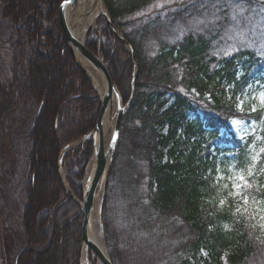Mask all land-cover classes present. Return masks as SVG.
<instances>
[{
	"label": "trees",
	"instance_id": "trees-1",
	"mask_svg": "<svg viewBox=\"0 0 264 264\" xmlns=\"http://www.w3.org/2000/svg\"><path fill=\"white\" fill-rule=\"evenodd\" d=\"M63 2L0 0L3 16L11 20L6 40L20 50L25 88L42 109L22 136L32 181L23 189L22 231L8 241V264H80L82 209L59 178L58 159L62 148L95 128L102 104L68 47L58 20ZM105 2L133 54L102 16L98 28L88 31L86 46L107 63L125 104L131 97L133 58L136 63L135 95L102 200L112 261L264 264V232L256 212L250 205V216L236 213L235 198L216 181L217 169L230 160L226 154L233 153L240 163L248 160L251 145L234 134L221 135L222 128L233 118L264 121V107L252 113L237 108L242 90L254 80L264 81L259 50L264 46V0ZM154 4L162 6L154 9ZM228 26L246 29L256 44L239 55H222L218 46ZM92 147L86 140L67 154L75 158L72 166H80L68 175L79 199V180ZM262 169L264 152L252 175H245L250 198H264ZM222 195L228 196L223 206ZM116 201L126 215L120 235L114 225Z\"/></svg>",
	"mask_w": 264,
	"mask_h": 264
},
{
	"label": "rangeland",
	"instance_id": "rangeland-1",
	"mask_svg": "<svg viewBox=\"0 0 264 264\" xmlns=\"http://www.w3.org/2000/svg\"><path fill=\"white\" fill-rule=\"evenodd\" d=\"M157 5L159 4H154L152 8L155 9L158 7ZM2 11L3 9L0 7V264H8V241L16 238L17 234H20L22 231L20 224V214L23 212V208L19 202V199L24 196L23 189L26 183L25 175L27 174L26 164L24 162L25 157L23 156V150L25 153L26 146L23 147L25 143L21 142L22 136L26 133L31 122L33 123L32 120L40 116L42 109L40 108L37 110L33 98L25 88L23 71L25 69L26 63L22 57L19 59L17 56L20 55V50H15L14 46H11L9 41L6 40L8 38L7 32L9 25L11 24V20L9 18H5ZM96 23L97 21H95L93 25H96ZM195 23L196 22L192 23L193 28H196L198 25ZM225 31V45L222 47V51L226 55H230L232 52L238 51L239 49L246 50V41L249 45L256 44V40L249 38L247 35L248 31H246V29L239 30L237 28L228 26ZM262 47L264 48L263 45L259 46V50L260 53L264 55ZM243 61H246V57L243 59ZM243 72L244 70L242 67L239 74L242 75ZM249 85H251L250 89L248 87ZM249 85L240 96V98L244 101L243 109H251L253 105H255L256 109L264 107V105H261L259 102V93L264 91V81L258 79ZM245 93L247 94V99L244 98ZM253 97H256V99H252ZM193 117L194 115L191 118L193 119ZM235 119L241 120L238 118ZM232 120L228 122V129L223 128L221 133L228 136L234 133L239 139H241V136L244 134L234 129L233 125L231 124ZM247 122L249 126L248 135L244 136L243 141L246 142L248 139H253V144L248 152L249 158L248 160L244 159L239 163L233 153L226 154V157H229L230 160H223V165L221 168V172L225 177L239 173L241 170H243V175L245 176L246 173H248V166H255L257 164L259 155L261 153L259 148H264V136L260 124L256 122L255 125H253V120ZM112 123L115 126L116 116L114 121L108 122L104 130V142L107 144L111 142L113 136L114 127L111 126ZM82 141H84V139L79 140L75 143V145H78V143H81ZM220 145L225 146L224 143H220ZM253 157H255V160H253ZM70 158L71 157L63 158V156L61 158L63 160L61 161L62 165H64L61 172L65 182L66 190H69L67 175L69 173L68 165H71ZM219 164H221V162ZM229 166H235V171H229ZM76 170L77 169L75 168V171ZM261 173H264V169L261 170ZM83 176L84 179L85 174ZM83 179L81 181L79 180L81 185L84 184ZM263 179L264 177H262V180ZM217 183L222 187L227 183L229 185L227 188L228 192L233 191L231 188V182L228 179H222ZM143 184H145V181H143ZM223 189L225 188L223 187ZM245 194L249 197V204L247 207L251 205L253 210L256 212L257 222L259 225H261L264 223V221L260 220V216L264 215V198L259 196H253L250 198V194L246 189ZM221 199L227 200L228 196L222 195ZM234 200L236 206L238 203L243 205L242 200L238 201L236 198ZM101 204L102 198L100 199V208L102 209ZM113 209L115 211L114 225L120 235L122 233L120 232L119 228L123 226L122 222L125 220L126 215L121 209H119V203H117V201L116 203H113ZM100 215L101 219L98 221L97 230L100 235L103 236L102 212ZM262 231L264 232V229H262ZM124 232L129 233L128 227L124 230ZM5 252L7 257L5 256ZM88 253L90 264H103L97 257L96 261H94L91 257L92 253L89 251ZM202 257H206V252L203 253ZM80 259L81 256H79V261ZM224 261L227 263L226 257H224ZM195 264H203V261L196 262Z\"/></svg>",
	"mask_w": 264,
	"mask_h": 264
},
{
	"label": "water",
	"instance_id": "water-1",
	"mask_svg": "<svg viewBox=\"0 0 264 264\" xmlns=\"http://www.w3.org/2000/svg\"><path fill=\"white\" fill-rule=\"evenodd\" d=\"M77 0H66L61 8L60 11V24L61 27L65 33L66 40L68 43V46L74 55L75 59L77 60L79 66L81 69L87 74L86 68H84V65L78 60V54L81 55L93 68L98 69V71L102 74L105 82V89H106V97L103 99L100 91V101L102 103V109L99 115V119L97 122L96 128L87 136H85V139L92 140L93 142V151L92 154L95 157V171L91 178V180L88 182V184L84 187L83 190V202L82 210L84 215V221H83V239L81 243V254L84 249V247L87 245L90 247L93 251H95L99 257V259L104 264H114L105 248V251L100 248L96 242H94L90 236H89V227L92 220V213L96 206L97 200L100 198L102 191H103V185L106 182L112 161L114 159V155L117 149L119 137H120V130L121 125L123 121L124 114L128 108V105L130 104V101L133 99L135 95V79H133L132 82V92H131V99L127 105L123 104L122 96L114 83L109 71L107 65L102 61L101 57L92 51H90L84 41L78 40L74 34L71 32L69 28L68 23V14L69 11L74 7ZM102 10L101 14L106 18V21L108 22L109 26L113 30L114 33L118 32L114 28L109 10L106 6L105 0H100ZM122 38V36H120ZM132 52V49H131ZM136 64H134V71H135ZM114 92L117 93V119L113 130V137L110 142V144L106 147V143L104 142V130H105V119L106 115L109 112H112L115 108L114 105V99L113 95ZM103 241L105 243L104 237ZM106 246V245H105Z\"/></svg>",
	"mask_w": 264,
	"mask_h": 264
},
{
	"label": "bare ground",
	"instance_id": "bare-ground-1",
	"mask_svg": "<svg viewBox=\"0 0 264 264\" xmlns=\"http://www.w3.org/2000/svg\"><path fill=\"white\" fill-rule=\"evenodd\" d=\"M101 10H102V6H101L100 0H78L77 4L69 11V14H68L69 28H70L71 32L74 34V36L78 40L84 41L86 30L88 29V27L93 25V23L95 22L98 14L100 13ZM58 20H59V23H60V13L58 15ZM225 35H226V32L221 36L220 44L218 46V51H220L222 53V55H224L226 57H230L233 54H238L239 55V54L242 53V51L243 52L246 51V50H243V49H239L238 51L232 52L230 55H226L225 53H223L222 47L225 45ZM248 48H249V44L246 41V49H248ZM78 60L82 63V65H84V68H86L87 74L89 75V76H87L88 79L93 81L94 85L96 86V90L98 89L100 91V94H101L102 98L104 99L106 97L105 96L106 95V92H105L106 89H105V82H104V78H103L102 74L98 71V69L93 68L79 54H78ZM240 76H241V74H240ZM246 89L242 90L241 94ZM98 95H99V93H98ZM113 99H114L115 108H114V110L112 112L108 111V114L106 115V119H105V127L107 126L109 121H114L115 120V116H117V107H116L117 106V93L116 92H114ZM101 109H102V107H101ZM244 109H246V108H244ZM246 110H249L250 113L253 112V111H251L250 108L246 109ZM98 119H99V116H98ZM98 119H97V122H98ZM252 120L260 124V126H261V128L263 130V136H264V121L263 120L257 121L256 119H250V120H246V121H252ZM96 126H97V124H96ZM96 126H95V128H96ZM111 126L114 127V124L112 123ZM106 146H108V144ZM71 148H72L71 145H68V146L62 148V151H61L59 159H58V167L59 166H62V167L64 166V165H62L61 161H63V160L61 158H62V156H63V158L64 157L68 158L67 154L70 153V149ZM259 149H261V148H259ZM48 153H49V151L47 150V154ZM23 156L25 157L24 162H25L26 168H27V174L25 175V181H26V184H27L28 182L32 181V179H31L32 178V174L30 173V167H29V163H28V159H27L28 152H26V150H25V153H24V150H23ZM73 161H75V158H71L70 159L71 164L73 163ZM68 166H69V173L73 172L74 167L76 169L80 168V166H78V164H75L74 166H72V165H68ZM62 167L60 169L59 178H60L63 186H65V182L63 180V176H62V172H61L62 171ZM94 171H95V157L93 156L91 158V160H90L89 166L86 169L85 178H84V185L85 186L91 180V178H92V176L94 174ZM69 173H68V175H69ZM76 178L77 177L75 176V179ZM67 182L69 183L68 186L70 187V190H71L70 192L75 194L74 190L72 188V184H71V182H69L68 178H67ZM67 192H68V190H67ZM76 199H77V201L79 200L78 198H76ZM19 202L21 203L22 208H24V206H25V196L21 197L19 199ZM81 209H82V205H81ZM81 211H82V215H83V210H81ZM100 214H101V209H100V198H99L97 200V202H96V206H95V208L93 210V213H92V220H91V224H90V227H89V236L94 242H96V244L100 248H102V250L105 251L106 247H105V243L103 241V237L100 235V233L97 230V224H98V221L100 219ZM83 221H84V215H83ZM82 239H83V232H82ZM81 242H82V240H81ZM87 247L88 246L86 245L84 247L83 251H82V254H80V256H81L80 264H90L89 263V257H88V255H89L88 251L89 252L92 251L91 252L92 253L91 257L93 258L94 261H96V257L98 258L97 253L95 251H93L90 247H88V248ZM89 248L91 250H88ZM100 262H101V260H100Z\"/></svg>",
	"mask_w": 264,
	"mask_h": 264
},
{
	"label": "snow or ice",
	"instance_id": "snow-or-ice-1",
	"mask_svg": "<svg viewBox=\"0 0 264 264\" xmlns=\"http://www.w3.org/2000/svg\"><path fill=\"white\" fill-rule=\"evenodd\" d=\"M162 6V5H157ZM235 19V15L233 17ZM231 87V86H230ZM249 89L251 88V85L248 86ZM183 91V89H181ZM244 98L247 99V94H244ZM252 99H256V97H253ZM259 102L261 105H264V91H261L259 93ZM243 106H244V101L240 98L237 97V108L240 111H243ZM255 105L252 106L251 111H256ZM255 121L252 122L253 125H255ZM231 124L233 125L234 129L238 132L243 133L244 135L241 136V139H244V136L248 135V122L247 121H241V120H232ZM254 131V129H253ZM261 152H264V148L260 149ZM253 160H255V157H253ZM253 166H248V175L251 176L253 173ZM229 171H235V166H229ZM222 179H228L231 182V188L233 191L228 193V196L236 198L238 201L242 200L243 205L237 204L236 207V213L244 214L246 216H250L248 213V204H249V197L248 195L245 194V189L251 187V184L249 181L245 178L243 175V170H241L239 173H236L234 175L225 177L224 174L220 171V169H217V176H216V181L219 182ZM225 189L229 187V185L226 183L223 185ZM226 203V199H221L220 200V205L223 206ZM234 213V214H236ZM260 220L264 221V215L260 216ZM227 227V226H226ZM262 229H264V223L260 225Z\"/></svg>",
	"mask_w": 264,
	"mask_h": 264
}]
</instances>
